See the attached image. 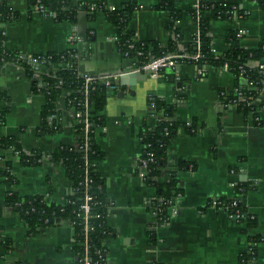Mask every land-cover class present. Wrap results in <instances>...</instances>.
Listing matches in <instances>:
<instances>
[{
	"label": "crops",
	"instance_id": "0c3cea01",
	"mask_svg": "<svg viewBox=\"0 0 264 264\" xmlns=\"http://www.w3.org/2000/svg\"><path fill=\"white\" fill-rule=\"evenodd\" d=\"M130 1L105 0L112 11ZM209 1L235 3L247 14L245 19L211 22L212 44L218 52L227 49L226 37L232 30H245L240 42L246 49L255 50L264 42V10L252 0ZM136 2L139 8L129 20L128 31L139 40L156 41L161 48H168L173 36L168 13L157 8L162 0ZM193 4V0L176 2L181 12L176 24L181 51L188 50L196 32L190 15ZM8 5L21 13L19 20L0 25L9 50L24 55L75 50L81 75L122 73L121 78L139 73L133 72L135 59L123 56L116 27L103 13L78 12L75 22L56 21L39 13L28 16L29 0H8ZM72 36L78 39L72 41ZM50 70L41 67L42 72ZM119 79L108 92L105 126L96 130L94 139L104 154L98 173L109 204L106 223L113 232L104 241L105 264H241L240 255L250 247L244 227L228 211L208 207L212 199L237 197L236 187L249 183L253 187L240 201L258 219L259 227L252 233H264V128L254 127L236 109L222 111L219 106L220 91H232L235 86L234 75L210 68L206 78L199 79L195 66L183 64L177 73L166 70L158 79L142 74L134 86H121ZM32 82L19 66L0 64V115L5 114L0 138L16 139L25 152L50 154L62 146L74 147L73 110L65 96L57 103L63 129L56 133L40 130L46 97L33 90ZM151 97L177 103L179 123L195 119L203 125L195 136L180 130L168 147L171 167L180 160L193 167L179 174L182 197L174 200L170 220L163 225L156 223L152 213L157 188L136 174L143 152L142 127H153L162 118L149 106ZM4 162L11 163L17 180L15 190L22 197L43 195L61 205L72 192L65 168L48 158L39 166L28 167L11 150L0 149V171ZM165 180L163 176L161 181ZM8 191L5 178L0 176V264H76L72 225L63 221L28 235L26 223L6 207ZM152 232L156 235L154 244L149 241ZM256 264H264V244L258 245Z\"/></svg>",
	"mask_w": 264,
	"mask_h": 264
},
{
	"label": "trees",
	"instance_id": "16d2710c",
	"mask_svg": "<svg viewBox=\"0 0 264 264\" xmlns=\"http://www.w3.org/2000/svg\"><path fill=\"white\" fill-rule=\"evenodd\" d=\"M45 8V13L41 15H54L56 21L75 22L78 12H85L90 15L103 13L108 21L116 27V41L125 57L136 59V68L149 63L155 58L167 54L186 53L190 56L200 55V59H184L185 65L196 64L209 68L221 69L225 65L229 67L235 78V86L232 91L221 90L220 101L223 105L232 104L235 98V91L238 89L246 96L254 95L257 92L244 85V79H249L258 83L260 87L264 86V70L259 68V63H264V42L255 50L246 49L241 46L239 32L232 30L226 37L228 48L220 55L212 53L213 44L210 35V25L212 21H232L236 19H245L247 14L241 10L235 3L212 2L209 0H200L199 9L191 8L190 15L195 24L199 26L200 46L196 38H193L188 50L179 49L181 34L176 24L181 20V12L176 6L178 0H162L157 7L168 13L170 23L168 28L173 34H178L179 39L172 37L168 48H161L156 41L139 40L131 31H128V23L133 13L139 8L136 0H131L119 10H109L105 0H90L81 2H71L70 0H29L27 15L32 16L33 8L38 4ZM194 1V0H193ZM258 7L264 10V0H252ZM97 4L96 11H91V6ZM21 13L14 11L9 5L8 0H0V25H6L17 21ZM5 30L0 31V64H15L22 68L28 77L33 78L32 88L37 93H43L46 97V104L42 112V124L40 130L50 131L52 133L60 132L63 129L61 123L53 120L49 124L48 118L56 115L57 103L65 96V102L69 109H75L77 112H84V103L86 99L87 87L85 78L78 71V55L75 50H67L60 53H50L46 55H24L19 51L9 50L6 45ZM133 46V48H131ZM23 57H20V56ZM32 60H36L33 63ZM180 60V63L184 62ZM41 67L51 69L48 72H42ZM39 68V69H37ZM243 68V69H241ZM36 77V79H34ZM175 79V78H174ZM110 86L103 81L97 82L88 89V97L91 103L89 119V131L85 129V123L81 119L76 120L73 117L72 124L77 143L74 147L62 146L52 153H42L39 151L25 152L16 139L11 137L0 138V149L11 150L20 163L24 166H39L45 158L50 162L62 165L67 176L72 181V192L66 198L64 204L56 205L51 203L46 196H20L15 190L17 180L12 174L11 163L4 162L3 170L0 176L5 178L9 187L5 204L12 208L28 226V235L37 234L42 228L51 227L63 221L74 222V250L77 253V263L83 264L85 256L91 258L93 264H105L106 249L104 241L113 235V232L107 226L109 204L104 196V183L98 173V166L104 157L94 142L95 133L98 128L105 126L104 109L106 107L108 92ZM154 105L155 113L161 114L155 126L150 127L144 124L140 134V142L143 147L142 159L147 158L148 152L154 154V161L146 169L147 180L145 183L157 188V197L153 207L157 210V224H161L170 217V201L182 195L179 186V174L183 170H189L193 167L188 162L180 160L176 166L171 167L168 161V147L172 140L177 136L180 130L189 136L197 135L202 130L203 125H199L195 119L186 123H179L176 118L177 103H168L158 97L149 99V106ZM237 111L248 117L250 109L244 106V103L237 106ZM4 113L0 115L1 124L4 123ZM87 133V134H86ZM87 140V141H86ZM88 142L87 150L84 149ZM83 147V148H82ZM88 161V167L86 165ZM136 167V174H138ZM88 176V193L93 196L92 217L88 220L90 232L88 234L89 251L86 250L84 215L81 205L84 202L85 188L83 183ZM163 176L167 180L161 181ZM253 186L249 183L240 184L236 187L237 197L218 198L223 204L230 205L233 200H237L238 209L244 214L238 219L242 225L243 232L248 234L250 247L247 252L239 257L241 264H249L253 258L257 259L258 245L264 244V233L253 234L252 231L259 227L256 215L250 213L246 207L241 204L240 197L250 190ZM163 199L159 204L158 200ZM213 199L208 202V207ZM235 209L229 208L230 214L235 215ZM150 244L156 241L155 233L149 234ZM251 244H256L251 246ZM98 251L102 252L99 257Z\"/></svg>",
	"mask_w": 264,
	"mask_h": 264
},
{
	"label": "built area",
	"instance_id": "2783aa9c",
	"mask_svg": "<svg viewBox=\"0 0 264 264\" xmlns=\"http://www.w3.org/2000/svg\"><path fill=\"white\" fill-rule=\"evenodd\" d=\"M193 8L199 9L200 5V0H194L193 1ZM99 7L97 6V4H94L91 6V11H96ZM33 12L34 13H45V8L40 4V2L38 1V4L33 8ZM45 17H51L52 19L54 18V15H46ZM234 19H236L234 17ZM196 25V32L194 34L193 38H196V41L198 43V47L200 46V41L199 39H197V37L199 36V26L198 24ZM239 32L238 37H240L241 39L244 37L245 35V30H237ZM4 34H6V32H4ZM172 36L174 39H179V35L178 34H173ZM78 38L76 36H72L71 40L75 41ZM180 42V41H179ZM131 48H133V46H131ZM228 48V47H227ZM264 48V46H263ZM212 53L214 55H220L222 53L218 52L215 48H213ZM20 57H23L22 55ZM187 58H192L194 60H198L200 59V55L197 54L195 56H190L186 53H182V54H167L158 58L153 59L152 61H150L149 63L143 65L140 68H136L135 71L133 72H139L144 74L147 77L153 78V79H158L161 78L162 75L164 74V72L166 70H170L173 73H177V68L180 65H183L185 63L184 59ZM181 61H184L182 63H180ZM33 63H36V60H32ZM135 63H136V59H135ZM193 66H195L196 68V75L199 79H204L206 78L208 71H209V67H205V66H198L196 64H192ZM259 68L261 70H264V63L261 62L258 64ZM39 69V68H37ZM41 69V68H40ZM243 69V68H241ZM221 71L224 72H228L231 73V70L229 69V67L227 65H225L223 68L219 69ZM232 74V73H231ZM176 75V74H175ZM233 75V74H232ZM85 78V82H86V87H87V93H88V89L90 88V86H94L97 82L99 81H103L105 82V84H107L108 86L112 88H114V84L119 78L120 76H122V73H112V74H106V75H82ZM244 85H246L248 88L253 89L255 92H257L256 96L254 95H249L246 96L245 94H243L242 91H239L238 89H236L235 91V98L232 102V104H229L228 106L223 105L220 101V95H219V106L220 109L222 111L226 110V109H236L237 110V106H239L240 104L244 103V106L248 107L250 109V112L248 113V117H245L242 113V115L244 116V118L246 119L247 122H250L254 127H258V128H264V86L260 87L258 85V83L253 82V81H249V79H244ZM86 93V99H85V103H84V112H77L75 109L72 108L73 110V117L77 119H81V121L83 120L85 123V129L86 131H89V117H90V108H91V103L88 97V94ZM152 109H154V105L151 106ZM53 120L57 121V123H60V120L58 118V115H52L48 118L49 124L51 125ZM79 121V120H77ZM87 134V133H86ZM87 141V140H86ZM86 146L84 147L85 150H87V146H88V142H86L85 144ZM83 148V147H82ZM154 161V154L151 152H148L147 154V158L146 159H142L140 157L138 163H137V168H138V174L137 176L145 183V181L147 180V174H146V169L148 168L149 164L151 162ZM86 165L88 167V161H86ZM90 183V180L88 178V176H86L85 178V182L83 183V186L85 188V195H84V202L81 205V210L82 213L84 215V232H85V239H86V243H85V247L86 250L89 251V243H88V234L90 232V225L88 223V220L92 217V203L94 201L93 196H91L88 193V184ZM13 189V187H9V191ZM182 197L181 194H179L177 197L173 198L170 201V207H169V211L170 214L174 209L173 203L174 200L176 198ZM163 199H159L158 203L162 204L163 203ZM238 201L237 200H233L230 205L227 204H223L220 200L218 199H213L212 203L210 204V207L212 208H217V209H223L229 212V208L235 209V215L232 216L236 219V221L238 222V219L241 218L244 214L241 212V210L238 209ZM152 213L153 216L155 217L156 223H157V210L155 207L152 208ZM230 213V212H229ZM170 220L167 219L166 221H164L163 223L159 224V225H163L168 223ZM240 220V219H239ZM69 224L74 225V222L71 221H66ZM256 244H251V246H255ZM98 255L99 257H102V252L98 251ZM83 264H93V261L91 260V258H89L88 256L85 258H83ZM249 264H256V259L253 258L249 261Z\"/></svg>",
	"mask_w": 264,
	"mask_h": 264
},
{
	"label": "water",
	"instance_id": "95a60500",
	"mask_svg": "<svg viewBox=\"0 0 264 264\" xmlns=\"http://www.w3.org/2000/svg\"><path fill=\"white\" fill-rule=\"evenodd\" d=\"M140 75H142V73H132V74H130L128 76L121 77L119 79L120 80V85L124 86V87H127L128 85L129 86H134V85H136L137 79H138V77ZM171 81L174 82L175 79L173 78ZM113 84L115 85V83H113ZM178 86H181V85L178 84ZM119 97H122V94H119Z\"/></svg>",
	"mask_w": 264,
	"mask_h": 264
}]
</instances>
